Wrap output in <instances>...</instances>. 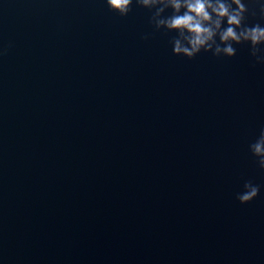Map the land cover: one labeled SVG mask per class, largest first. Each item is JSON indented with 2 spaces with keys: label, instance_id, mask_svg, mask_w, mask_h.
Wrapping results in <instances>:
<instances>
[{
  "label": "water",
  "instance_id": "95a60500",
  "mask_svg": "<svg viewBox=\"0 0 264 264\" xmlns=\"http://www.w3.org/2000/svg\"><path fill=\"white\" fill-rule=\"evenodd\" d=\"M151 15L0 0V264H264V64Z\"/></svg>",
  "mask_w": 264,
  "mask_h": 264
},
{
  "label": "clouds",
  "instance_id": "9594fccd",
  "mask_svg": "<svg viewBox=\"0 0 264 264\" xmlns=\"http://www.w3.org/2000/svg\"><path fill=\"white\" fill-rule=\"evenodd\" d=\"M108 9L126 17L135 3L148 9L156 32L176 33L170 39L173 55L194 59L201 52L214 57L233 58L237 47L248 45L255 64H264V25L248 24V17L264 21V0H105ZM258 8V11H257ZM170 11V14L166 15ZM148 39V36H144ZM2 54V53H0ZM249 150L264 170V129ZM236 199L240 204L253 201L260 186L245 181Z\"/></svg>",
  "mask_w": 264,
  "mask_h": 264
}]
</instances>
